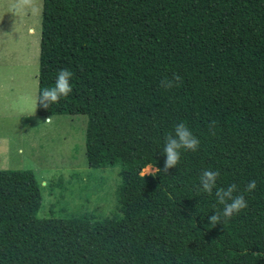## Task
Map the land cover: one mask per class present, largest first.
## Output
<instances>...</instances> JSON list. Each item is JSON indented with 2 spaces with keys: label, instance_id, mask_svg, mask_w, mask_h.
Wrapping results in <instances>:
<instances>
[{
  "label": "trees",
  "instance_id": "trees-1",
  "mask_svg": "<svg viewBox=\"0 0 264 264\" xmlns=\"http://www.w3.org/2000/svg\"><path fill=\"white\" fill-rule=\"evenodd\" d=\"M62 68L72 93L36 112L87 115L88 166H120L115 211L38 218L34 172L1 169L0 264H264V0H42L37 97ZM180 122L198 149L144 177ZM205 169L248 201L224 225Z\"/></svg>",
  "mask_w": 264,
  "mask_h": 264
},
{
  "label": "rangeland",
  "instance_id": "rangeland-1",
  "mask_svg": "<svg viewBox=\"0 0 264 264\" xmlns=\"http://www.w3.org/2000/svg\"><path fill=\"white\" fill-rule=\"evenodd\" d=\"M41 10L42 0L23 7L19 0H0V170L34 172L41 193L38 218L109 216L120 166H88L87 115H51L49 124L36 112Z\"/></svg>",
  "mask_w": 264,
  "mask_h": 264
},
{
  "label": "clouds",
  "instance_id": "clouds-1",
  "mask_svg": "<svg viewBox=\"0 0 264 264\" xmlns=\"http://www.w3.org/2000/svg\"><path fill=\"white\" fill-rule=\"evenodd\" d=\"M31 2V0H19V6L23 7ZM73 73L67 68H62L58 71L55 85L53 87L44 88L36 99V106L39 103L42 107L48 108L53 103H58L62 97H67L72 93L73 88L71 79ZM181 77L178 74H173L171 79L165 78L160 82V86L165 89H171ZM45 123H52V116H49ZM212 122L210 128L214 126ZM214 134V133H212ZM200 139L194 135L192 130L183 122L175 125L174 130L169 132L164 138L163 153L166 157L163 169L156 166H149L143 172V176L157 175L159 172H166L168 169L178 165L181 159L182 150L196 151L200 145ZM21 154L23 149H20ZM220 176L218 170L205 169L202 171L199 178L198 191H203L208 194H213L217 202L222 205L221 209L215 210V214L208 217L209 225L215 226L218 223L223 225L228 222L234 215L247 209L248 201L243 194H239L238 186L231 184L225 187H217V180ZM255 180H251L245 187L246 192H252L256 189ZM215 190V191H214Z\"/></svg>",
  "mask_w": 264,
  "mask_h": 264
},
{
  "label": "crops",
  "instance_id": "crops-1",
  "mask_svg": "<svg viewBox=\"0 0 264 264\" xmlns=\"http://www.w3.org/2000/svg\"><path fill=\"white\" fill-rule=\"evenodd\" d=\"M46 119V118H45Z\"/></svg>",
  "mask_w": 264,
  "mask_h": 264
}]
</instances>
